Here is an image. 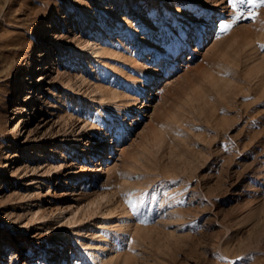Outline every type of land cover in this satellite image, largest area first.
<instances>
[{
	"label": "rangeland",
	"instance_id": "obj_1",
	"mask_svg": "<svg viewBox=\"0 0 264 264\" xmlns=\"http://www.w3.org/2000/svg\"><path fill=\"white\" fill-rule=\"evenodd\" d=\"M0 186V264H264V0H0Z\"/></svg>",
	"mask_w": 264,
	"mask_h": 264
},
{
	"label": "bare ground",
	"instance_id": "obj_2",
	"mask_svg": "<svg viewBox=\"0 0 264 264\" xmlns=\"http://www.w3.org/2000/svg\"><path fill=\"white\" fill-rule=\"evenodd\" d=\"M51 27H54V25L51 24ZM47 34H48V32H47ZM100 35L101 34H99V37H100ZM47 40H49L48 37H47ZM95 51L98 52V51H100V49H97ZM148 79H147L146 82H148ZM167 81H169V80H167ZM145 86H146V83H145ZM103 114H104L103 112H100L99 113L100 116L103 115ZM97 141L95 143H97ZM98 152H100V149H99ZM100 156H101V153H99V154L97 153V155L95 156V158H99ZM109 157H110V155L108 154L107 157L99 159V162L97 163V165L94 168V172L91 174V176L89 177V179H87V180H85V181L82 182L81 189L78 192H76L78 195H80L79 196L80 199L81 198L82 199H88V203H87L88 207H90V205L91 206L96 205V207L97 206H103L104 204L107 205L109 203V201L112 199L111 196H110V194H106V193L100 192V189L106 183V177H107V175H109L110 170H111V167H112L110 165L111 163L109 161L110 160ZM93 190H94L93 193H95V196L96 197L92 199L91 198V195H94V194L91 191H93ZM64 193L65 192H61V194H64ZM39 200H41V198H39ZM35 202H36V204H38V202L36 200H35ZM87 214L89 216H92L94 214V212H93V210H90L89 209V212H87ZM107 216H108L107 210H105V211H103L101 213V219H106ZM39 218H41V217H39ZM105 221L107 222V220H105ZM99 222H101V221H99ZM128 222H130V220ZM120 227L121 226L119 224H116L115 227H113V228H111L109 230V233H103V234H101V237L99 235L100 240L106 241L107 238H108V236L110 235V233L112 231H114V229H118ZM82 234L83 233L80 232V235H82ZM62 242H63L62 240H59V245L60 246H62ZM91 246H92L91 247V251H88L87 248H86L85 251H84V253H83L84 256L90 254V257L92 259L90 261L91 264H94L93 261H95L96 259H98V263H101V264H111L113 262V259H110V260L107 259L106 260L107 255H105V256H102L101 255V253H103V252L105 253V245H103L102 243L101 244H97L96 242H94L93 244H91ZM69 250H70L69 252H72V254H75L76 253L77 244H76L75 240H72V246H71V249H69ZM72 260H73V264H79L80 263L78 261V259H76L74 257L72 258ZM60 261H61L60 264H64L65 259L64 260L61 259Z\"/></svg>",
	"mask_w": 264,
	"mask_h": 264
},
{
	"label": "snow or ice",
	"instance_id": "obj_3",
	"mask_svg": "<svg viewBox=\"0 0 264 264\" xmlns=\"http://www.w3.org/2000/svg\"><path fill=\"white\" fill-rule=\"evenodd\" d=\"M237 2H239L240 4H243V3H245V0H229V3H231L233 7H235ZM220 27L222 30L227 31L231 27V25L230 24H222Z\"/></svg>",
	"mask_w": 264,
	"mask_h": 264
}]
</instances>
